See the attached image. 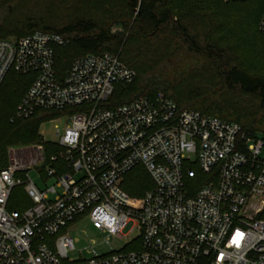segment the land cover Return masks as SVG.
Here are the masks:
<instances>
[{"label":"built area","instance_id":"2783aa9c","mask_svg":"<svg viewBox=\"0 0 264 264\" xmlns=\"http://www.w3.org/2000/svg\"><path fill=\"white\" fill-rule=\"evenodd\" d=\"M64 43L42 31L0 39V84L9 71L34 76L17 118L80 107L64 116L61 131L56 126L57 150L42 139L29 147L28 162L0 168V264H264L263 138L181 109L163 93L102 106L134 70L104 53L77 57L60 74L54 46ZM138 166L152 183L141 197L122 187ZM33 168L53 184L38 188ZM19 185L29 204L14 209ZM83 218L106 241L131 224L134 247L109 255L90 247L88 257L69 258L74 239L66 229Z\"/></svg>","mask_w":264,"mask_h":264},{"label":"trees","instance_id":"16d2710c","mask_svg":"<svg viewBox=\"0 0 264 264\" xmlns=\"http://www.w3.org/2000/svg\"><path fill=\"white\" fill-rule=\"evenodd\" d=\"M263 12L264 0H0V39L34 31L60 35L65 43L54 46L60 74L77 57L116 55L135 76L115 85L102 103L107 108L163 93L181 109L236 122L260 137L264 134V31L259 29ZM114 26L120 30L112 32ZM33 77L9 71L0 84V168L9 147L42 141V122L80 110L40 109L29 118H17L16 106ZM151 186L139 166L122 185L135 197ZM17 206L11 201V208H23Z\"/></svg>","mask_w":264,"mask_h":264},{"label":"rangeland","instance_id":"374dc122","mask_svg":"<svg viewBox=\"0 0 264 264\" xmlns=\"http://www.w3.org/2000/svg\"><path fill=\"white\" fill-rule=\"evenodd\" d=\"M120 30L119 27H112V32ZM67 122L66 117L63 115L46 120L41 123L39 127V133L46 144L53 145L59 140V134L56 133V126L60 131L64 128ZM264 140V134L260 136ZM29 145L13 146L14 151L9 152V148L6 151V159L2 167L7 166L11 162L26 163L30 159ZM260 156H264V150L260 153ZM28 175L34 181V183L41 190L53 184L52 179H45L37 168L28 170ZM28 201V198L23 193V186L19 185L13 189L12 202L18 205L17 207H23ZM131 224L121 232V236L114 235L108 238L107 234L94 228L87 218H83L76 222L71 223L66 232L70 237L74 239V248L69 250L68 257L74 260L79 259V252L82 251L84 257H88L86 252L87 248L92 247L97 255H109L113 252H119L133 248L135 240L138 234L136 229L129 232Z\"/></svg>","mask_w":264,"mask_h":264}]
</instances>
